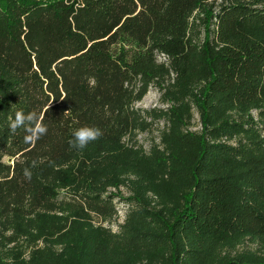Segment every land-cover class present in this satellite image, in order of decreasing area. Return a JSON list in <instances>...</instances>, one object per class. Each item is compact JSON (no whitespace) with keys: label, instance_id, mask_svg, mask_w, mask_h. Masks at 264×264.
Listing matches in <instances>:
<instances>
[{"label":"trees","instance_id":"trees-1","mask_svg":"<svg viewBox=\"0 0 264 264\" xmlns=\"http://www.w3.org/2000/svg\"><path fill=\"white\" fill-rule=\"evenodd\" d=\"M150 87L165 109L133 107ZM17 110L47 134H11ZM82 126L103 135L72 149ZM125 184L122 224L93 226ZM246 240L264 246V0H0V264H264Z\"/></svg>","mask_w":264,"mask_h":264},{"label":"rangeland","instance_id":"rangeland-1","mask_svg":"<svg viewBox=\"0 0 264 264\" xmlns=\"http://www.w3.org/2000/svg\"><path fill=\"white\" fill-rule=\"evenodd\" d=\"M157 62L164 63L166 62L165 58L161 55L156 56ZM133 107L138 110H150L154 109H165L167 105L161 101V92L154 87L148 88L146 94L142 97V99L133 104ZM164 122L162 120L153 121L151 126H149L143 132H135V142L137 146L145 153L148 152L152 144L158 145L159 144V137L160 131L164 127ZM190 131H197L199 130L198 120L195 113L192 114V121L191 126L189 127ZM126 143V139L124 140ZM107 193H116L118 192L121 196V199L114 198L113 202L115 204V214L108 219L100 220L93 216L90 218V222L93 226H98L102 228L109 229L112 232H115L117 226L122 224L123 212H125L129 205L125 199L128 195H130L128 188L125 185H120L117 189L114 188H107ZM148 198L151 201V204H154L155 197L150 193L147 194ZM264 249V246L256 241L246 240L241 246L235 248V251H248L250 253L260 254L261 251ZM259 252V253H258Z\"/></svg>","mask_w":264,"mask_h":264},{"label":"clouds","instance_id":"clouds-1","mask_svg":"<svg viewBox=\"0 0 264 264\" xmlns=\"http://www.w3.org/2000/svg\"><path fill=\"white\" fill-rule=\"evenodd\" d=\"M8 129L11 134H16L18 130L22 129L25 133V143H33L41 139L48 132L47 125L43 123V115L35 110L27 113L23 110H17L14 113V118H9ZM102 135L103 132L98 127L82 126L72 133L73 139L68 141L69 147L77 150L84 149L90 142L98 140ZM23 175L30 181L32 179L31 168L25 167Z\"/></svg>","mask_w":264,"mask_h":264},{"label":"built area","instance_id":"built-area-1","mask_svg":"<svg viewBox=\"0 0 264 264\" xmlns=\"http://www.w3.org/2000/svg\"><path fill=\"white\" fill-rule=\"evenodd\" d=\"M124 213V212H123Z\"/></svg>","mask_w":264,"mask_h":264}]
</instances>
